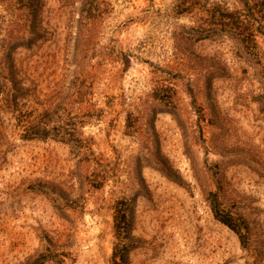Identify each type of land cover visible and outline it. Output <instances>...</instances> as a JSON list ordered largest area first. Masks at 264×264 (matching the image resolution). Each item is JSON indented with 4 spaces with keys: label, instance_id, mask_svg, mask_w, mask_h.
<instances>
[{
    "label": "rangeland",
    "instance_id": "rangeland-1",
    "mask_svg": "<svg viewBox=\"0 0 264 264\" xmlns=\"http://www.w3.org/2000/svg\"><path fill=\"white\" fill-rule=\"evenodd\" d=\"M97 1L90 26L74 1L45 0V39L15 56L89 150L24 141L1 114L0 264H110L119 210L128 264H264V36L239 46L184 0Z\"/></svg>",
    "mask_w": 264,
    "mask_h": 264
},
{
    "label": "trees",
    "instance_id": "trees-1",
    "mask_svg": "<svg viewBox=\"0 0 264 264\" xmlns=\"http://www.w3.org/2000/svg\"><path fill=\"white\" fill-rule=\"evenodd\" d=\"M79 6V21L85 20L96 25L101 18L97 0H72ZM243 1V10H230L221 0H197L192 4L181 2L180 6L191 5L188 9L204 15L207 29L229 36L239 46L257 48L258 35L264 36V16L256 18L249 0ZM241 2V1H240ZM242 4V3H241ZM45 0H0V116L3 112L14 117L24 141L54 140L68 145L85 157L89 150L81 129L84 122L68 118L67 103L64 99L39 102L34 89L27 85L22 71L17 67L15 56L20 49H31L35 42L45 39L43 11ZM84 16V17H83ZM54 101V102H53ZM64 110V112H60ZM216 220L236 234L245 245V236L219 213L216 204L212 205ZM114 244L110 264H128L130 252L129 217L127 211H115L113 215Z\"/></svg>",
    "mask_w": 264,
    "mask_h": 264
}]
</instances>
